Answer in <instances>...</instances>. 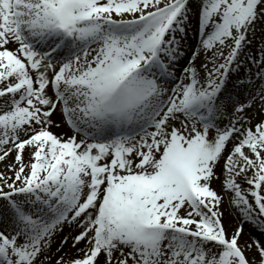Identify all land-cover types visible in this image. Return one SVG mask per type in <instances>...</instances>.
I'll list each match as a JSON object with an SVG mask.
<instances>
[{"label": "snow or ice", "instance_id": "6c2138e0", "mask_svg": "<svg viewBox=\"0 0 264 264\" xmlns=\"http://www.w3.org/2000/svg\"><path fill=\"white\" fill-rule=\"evenodd\" d=\"M0 163V264H264V0H0Z\"/></svg>", "mask_w": 264, "mask_h": 264}, {"label": "bare ground", "instance_id": "6f19581e", "mask_svg": "<svg viewBox=\"0 0 264 264\" xmlns=\"http://www.w3.org/2000/svg\"><path fill=\"white\" fill-rule=\"evenodd\" d=\"M200 45V41L199 42H195V41H185L184 43V48H185V56L181 58V63H187L189 62V58L191 56V54L196 50V48ZM231 87V86H230ZM256 111V109H252L250 111V114H254ZM53 119L57 120L58 122H61L62 127L61 128H53V131L56 132L57 134H63V132L68 131L69 135H71V131L68 129V126L66 124H64L62 122V117L59 115V113L54 114ZM15 153L12 154V156L10 158H8L7 162H11L14 159ZM27 158V157H26ZM4 170V165L2 163H0V171ZM213 187L219 191L220 190V186L218 183H214ZM244 187H246V185H244ZM223 211L225 213L224 216V223L225 226L228 230V233L231 234V225L234 222H238V217L239 214L238 212L234 209L235 214L233 213L232 207H230L229 202L227 201V198H225V202L223 204ZM248 230H251V228H249ZM69 233V232H68ZM67 233V235H68ZM76 233H73V235H75ZM244 240H247V236L245 234H243L241 243H243ZM84 245L81 244L80 247H83ZM65 252H68L70 255H76L77 251L76 249L71 247V242L69 243V245L67 247H65L64 249ZM53 253H55L56 255H62L63 253H57L55 250H53Z\"/></svg>", "mask_w": 264, "mask_h": 264}, {"label": "rangeland", "instance_id": "374dc122", "mask_svg": "<svg viewBox=\"0 0 264 264\" xmlns=\"http://www.w3.org/2000/svg\"><path fill=\"white\" fill-rule=\"evenodd\" d=\"M234 225H232V228H233Z\"/></svg>", "mask_w": 264, "mask_h": 264}]
</instances>
